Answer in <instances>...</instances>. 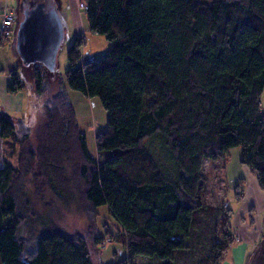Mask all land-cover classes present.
<instances>
[{"label": "trees", "instance_id": "obj_1", "mask_svg": "<svg viewBox=\"0 0 264 264\" xmlns=\"http://www.w3.org/2000/svg\"><path fill=\"white\" fill-rule=\"evenodd\" d=\"M79 1L90 31L111 48L82 63L83 39L74 37L65 83L98 98L107 112L106 130L95 138L103 158L89 154L58 80L44 103L45 127L31 145L35 99L45 96L52 78L39 65L28 67L33 91L27 117L0 111V142L12 153L18 142L17 165L0 160V264H95L88 240L97 246L105 238L95 223L100 206L125 239V256L112 264H136V256L175 264L174 251L186 247L193 213L202 207L204 161L217 162L239 147L240 164L255 173L264 192V0ZM23 88L12 71L8 91ZM150 139L159 143L158 159L144 146ZM29 172L62 194L74 185L88 216L87 235L49 228L31 241L22 237ZM224 234L193 264H220L231 244Z\"/></svg>", "mask_w": 264, "mask_h": 264}, {"label": "rangeland", "instance_id": "obj_2", "mask_svg": "<svg viewBox=\"0 0 264 264\" xmlns=\"http://www.w3.org/2000/svg\"><path fill=\"white\" fill-rule=\"evenodd\" d=\"M192 5L197 3L211 4L214 1L226 0H188ZM58 13L64 25V41L56 56V70L49 74L52 80L48 81L47 92L43 98L35 99V110L29 123V141L33 147L36 138L45 127L44 103L57 92L56 81L63 83L67 98L75 113L76 122L80 133L85 136L89 154L101 161L103 155L97 153L95 138L106 130L107 112L103 109L100 100L96 97L87 98L80 92L70 90L65 83V75L69 70L67 52L72 46L74 37L83 39L80 49L81 61L90 62L105 57L111 48V43L103 36L90 31L84 8L80 7L79 0H54ZM23 0H0V34L2 32L1 13L10 12L14 15L16 24L10 39L0 45V111L13 119H23L28 115L30 96L33 91L30 69L25 67L14 51V43L19 23L23 19ZM36 65H34L35 67ZM18 73L23 89L10 93L8 91L11 72ZM45 70V69H44ZM48 74V73H47ZM53 76V77H52ZM56 80V81H55ZM33 96V94H32ZM150 99H146L149 101ZM260 108L264 112V89L260 96ZM145 148L158 159L160 156L159 143L150 139L144 142ZM18 142L14 144L13 153L4 142H0V160L5 159L9 164L17 165ZM72 164L67 162L65 174L70 178ZM250 169L240 164V148L235 147L227 151L224 157L217 162L204 161L202 173L204 181L200 191L202 207L193 213L189 235L185 238L186 247L174 251L175 264H193L204 255L209 245L214 240H225V232L231 242L238 241L241 237L240 228L257 227V221L252 220L256 216L254 208L246 214L247 218L241 221V213L238 212L243 199L245 188H248L249 179L246 171ZM252 175H255L253 171ZM238 184V185H237ZM53 184H45L43 179L34 178V173L29 172L23 178V192L28 201L27 223L24 225L21 235L31 241L42 231L56 228L65 233H79L87 235L89 230L88 216L85 205L77 193L73 184L62 194ZM260 190V189H259ZM61 194V195H60ZM241 196V197H240ZM96 218L97 233L105 235L102 243L94 246L88 240L89 249L95 264H112L125 255V239L116 229V223L112 220L105 206L98 207ZM243 213V216L246 217ZM259 223V245L250 246V254L246 264H264L262 250L263 225ZM246 223V224H243ZM240 224V225H239ZM242 225V226H241ZM109 233L105 234V230ZM242 229V228H241ZM90 231V230H89ZM110 234V235H109ZM111 236V237H109ZM121 236L123 237L121 239ZM157 257L139 256L137 264H154Z\"/></svg>", "mask_w": 264, "mask_h": 264}, {"label": "water", "instance_id": "obj_3", "mask_svg": "<svg viewBox=\"0 0 264 264\" xmlns=\"http://www.w3.org/2000/svg\"><path fill=\"white\" fill-rule=\"evenodd\" d=\"M63 41L64 25L54 0H39L24 8L14 51L25 67L39 65L48 74H54L56 56ZM262 225L261 244L264 251V220Z\"/></svg>", "mask_w": 264, "mask_h": 264}, {"label": "crops", "instance_id": "obj_4", "mask_svg": "<svg viewBox=\"0 0 264 264\" xmlns=\"http://www.w3.org/2000/svg\"><path fill=\"white\" fill-rule=\"evenodd\" d=\"M3 15V13H1ZM14 71V70H13ZM10 81V79H9ZM248 179H249V184L248 188H245L244 191V197L241 201V204L239 206L238 212L241 213V221L245 220L247 218V212L254 208L256 216L252 215V220L257 221V227H254L253 229H245L242 226L240 228L239 226V234L241 237L238 241H233L229 245L228 249L226 250L224 254V258L220 264H246L249 254H250V246H253L256 248L259 243V236H260V229H259V223L261 222V217L262 218V223L264 220V192L259 190L257 183H256V177L255 175H252L250 170L247 172ZM243 213L246 217L243 216ZM261 223V224H262ZM246 224V223H243ZM240 225V224H239ZM123 237L121 236V239ZM125 248V244H124ZM126 254V250H125ZM125 256V255H124ZM137 259H139V256H136L134 258V262L137 264Z\"/></svg>", "mask_w": 264, "mask_h": 264}, {"label": "built area", "instance_id": "obj_5", "mask_svg": "<svg viewBox=\"0 0 264 264\" xmlns=\"http://www.w3.org/2000/svg\"><path fill=\"white\" fill-rule=\"evenodd\" d=\"M80 7L84 8L82 3H80ZM15 24L16 20L14 15L10 12H4L1 22L2 32L0 34V42L11 38Z\"/></svg>", "mask_w": 264, "mask_h": 264}, {"label": "flooded vegetation", "instance_id": "obj_6", "mask_svg": "<svg viewBox=\"0 0 264 264\" xmlns=\"http://www.w3.org/2000/svg\"><path fill=\"white\" fill-rule=\"evenodd\" d=\"M36 1H39V0H23V9L28 8L31 4H34ZM263 254H264V251H263Z\"/></svg>", "mask_w": 264, "mask_h": 264}]
</instances>
